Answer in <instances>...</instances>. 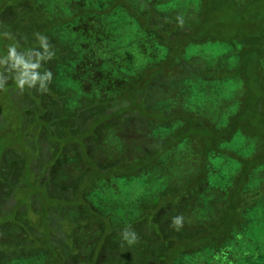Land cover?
Returning a JSON list of instances; mask_svg holds the SVG:
<instances>
[{
    "label": "trees",
    "instance_id": "16d2710c",
    "mask_svg": "<svg viewBox=\"0 0 264 264\" xmlns=\"http://www.w3.org/2000/svg\"><path fill=\"white\" fill-rule=\"evenodd\" d=\"M167 1H144L140 12L137 8L133 9L127 0H115L113 6L123 7L131 14L141 39L162 48L165 56L160 63L148 65L139 77L128 79L126 85L111 94L88 98L91 101L87 103L84 116L81 117L77 110L83 107L87 98L79 99L76 107H67L65 122L59 126L56 119L47 114L48 106L43 98L37 96L38 90L24 89L26 98L30 100L25 107L18 100L19 95L11 96L13 93L18 94L11 79L6 85L9 93L6 88L0 89V158L11 151L12 162L18 163L23 169L22 175L14 180L15 185L9 197L0 204V216L11 217L10 223L16 230H21L24 225L41 232L31 237V244L43 252L45 264H101L103 251L109 248H106L108 239L118 231L127 229V226H113L107 217L98 216L85 199V193L96 181L138 178L156 171L164 157L172 154L182 141L191 142L198 154L195 160L196 174L182 186L169 185L150 207L143 210L136 223H147L149 234H145L144 229L140 232L147 235L144 238L150 249L145 258L132 259L131 264H176L182 255L206 248H221L233 240V232L240 225L238 216L244 207L243 188L253 171L264 165V0H198L200 8L197 13L190 11L189 16L187 14L180 18L174 10L156 12L155 7ZM37 11L33 0H0V33L9 32V27L35 18ZM135 11L141 15L136 16ZM8 13H11L10 17ZM92 13L101 14L97 11ZM86 14H90V10H78L56 21V25L43 18L37 33L41 31L44 35L48 29L73 24ZM181 19L183 23L178 22ZM29 34L31 42H21V50L37 47L35 36L32 32ZM2 38L0 36V42ZM9 42L4 39L2 47ZM206 42L240 45L238 66L229 74L216 68L214 73L208 68L202 72L212 77L218 74L219 79H222L221 76L236 77L242 85L243 96L238 112L229 119L227 125L219 128L202 125L199 116L185 105V94L179 95L176 102H169L170 97L182 94V87L176 91V88H172L175 94L171 93L172 90L163 97L156 92L153 96L156 100L165 99L160 105H153L150 95L152 89L166 90L167 85L171 84L182 86L178 80L187 75L188 70L199 73L202 68L197 65L193 69L196 64L194 59L186 61L183 54L189 45ZM50 48L54 56V46L50 45ZM66 49L65 52L57 49L59 57L51 59L53 68L64 65L67 61L64 59L73 55ZM53 68L51 71L54 76ZM39 92L43 95L53 93L61 100L70 93H61L52 87ZM136 116L142 120L145 130L138 129L139 139L135 138L134 133L131 139L132 128H125L124 123L132 122ZM160 130H164L163 133L158 132ZM236 132L259 138L257 151L250 157L238 158L239 172L224 196L216 202L215 207L219 210L214 220L211 218L208 223L195 218L194 227H189L193 230L190 233L185 232L183 220L177 230L172 225L177 211L182 208L183 214L185 210L191 216L194 213L192 210L195 205L192 208H189L191 205L179 207L183 196L187 203L192 204L195 201L198 203L202 196L207 197L206 201L211 198L210 202H215L211 196L217 194L216 191L209 192L204 187L207 184V155L219 152L218 144L230 141ZM107 136L115 137V147H103L102 141ZM69 153L75 154L81 165L71 198L65 192L70 188L58 180L63 167L69 162L66 158ZM27 208L35 213L29 220L25 216V223L18 222ZM71 209L75 210L76 217L66 214ZM84 213L93 219L98 236L80 246L76 237L78 230L83 227L80 217ZM191 219L187 217L188 222ZM25 246H29L28 249L31 247L30 244Z\"/></svg>",
    "mask_w": 264,
    "mask_h": 264
},
{
    "label": "rangeland",
    "instance_id": "374dc122",
    "mask_svg": "<svg viewBox=\"0 0 264 264\" xmlns=\"http://www.w3.org/2000/svg\"><path fill=\"white\" fill-rule=\"evenodd\" d=\"M33 1L38 10L34 15L35 18H29L25 23L22 20L23 22L19 25L11 26L8 29L15 36L18 35L16 39L19 44L31 42L29 33L32 32L33 35L37 33L43 18L48 19V23L55 24L56 21L72 15L78 10H90V14L78 18L73 24H63L50 30L45 27L48 32L44 35L48 37L49 45L54 46L56 51L51 59H57L58 51L65 52V47L73 54L64 59L68 61L64 65L53 68L51 59L44 65L47 69L53 68L55 71L49 88L52 87L53 90L61 93L70 91L66 98H63L67 99L66 102L61 98L58 99L53 93L43 95L39 91L37 92V96L43 98V102L48 106L47 114L51 118H55V122L59 126L65 122L64 115H67L65 113L67 107H76L80 102L79 99L87 98L86 103H81L83 107L77 110V113L79 112L82 117L84 116L83 112L88 108L87 103L91 101L88 98L111 94L126 85L129 82L128 79L139 77L148 65L158 64L164 59V50L156 45H151L144 38L141 39L133 17L123 7L113 6L115 0ZM144 1L153 0H143L142 3L140 0H127L132 4L133 9L137 8L140 12L143 10ZM199 8L198 0H168L155 7V10L158 13L174 10L177 17L180 18L187 14L189 16L190 11L197 13ZM92 11L101 14H94ZM137 12L135 11V13ZM8 14L10 17L11 13ZM139 15L141 14H136V16ZM156 15L159 16V14ZM24 24H26V28ZM24 28L27 29V34L24 32ZM39 34H42L41 31ZM2 42H0V50L4 49ZM57 49L59 50L57 51ZM239 49V44L228 45L225 42L189 45L185 49L183 59L186 61L194 59L196 64L193 69L199 65L202 68L199 71L201 74L188 70L187 75L179 76L178 81L182 86L171 84L167 85L166 90L152 89L150 95L153 105H160L165 101V99L156 100L153 97L156 92L163 97L167 92L172 91V88H176V91L182 87V94H175L174 90L171 92L176 96L170 97L169 102L177 101L179 95L181 97L185 94V105L199 116L202 125H212L217 128L227 125L229 119L235 116L239 110L240 98L243 96L242 85L236 77L221 76L222 79H219L217 78L218 74L216 77H212L202 72L207 71V68L213 72L216 68L217 71L229 74V71L238 66ZM5 88L9 93L8 88ZM17 92L18 94L13 93L11 96L19 95L18 100L26 107L30 100L26 98L25 91L17 90ZM1 98L2 95H0ZM142 124V120L138 116L132 122L124 123L125 128H132L130 130L132 131L131 139L134 138V135L139 139L138 129L145 130ZM149 128L152 129V127ZM163 131L158 132L163 133ZM116 143L115 137L110 136L102 141L103 147L108 149L115 147ZM258 144L259 138L236 132L230 141L218 144L219 152L207 155L205 163L207 184L204 187L209 192L216 191L217 194L211 196L215 202H210L211 198L206 201V196H202L198 203L195 201V204L187 203L185 196L181 198L179 203L182 204L178 205L179 207L191 205L189 208H192L195 205L192 210L194 211L193 216L186 213V210L183 214L182 208L177 211L178 216H182L185 221L186 233L193 231L189 227L192 225L194 227L195 218L203 222H208L211 218L214 220L219 210L215 207L216 202L222 198V195L224 196L227 187L231 186L233 178L239 172L238 158L252 156L257 151ZM10 154L12 155L11 151L0 158V204L9 197L11 188L15 185L14 180L23 173V169L18 163L12 162L13 158ZM94 155L96 154L94 153ZM66 156L69 162L63 167L58 180L70 188L65 192L71 198L73 185L76 184L79 174L78 167L81 165L75 154L69 153ZM197 157L198 154L193 149L191 142L182 141L172 154L164 157L156 171L138 178L96 181L89 188V191L85 193V199L89 202L92 210L98 216L107 217L113 226H127V229L134 231L137 236L136 243L128 245L121 237L124 230L113 234L107 241L106 248H109L103 251L104 258H102L101 264H131L132 259L133 261L140 260L148 255L150 245L144 238L147 235H142L140 232L144 229V233L149 234L146 230L147 223H136V220L142 215L144 209L153 204L165 188L172 184L182 186L196 174L195 160ZM243 190L244 207L240 210L238 217L241 221L239 227L233 232V240L218 249L206 248L196 253L182 255L176 264H264V165H260L253 171ZM25 211L26 213L20 215V219L17 217L18 222L25 223V216L26 220H29L35 213L31 208H27ZM66 214L72 218L76 217L74 209L66 211ZM187 217H192L191 222H188ZM10 218L0 216V254L2 256L0 264H45L43 252L31 244V237L39 235L41 232L38 229L26 228L24 225L20 228L21 230H16V227L10 223ZM80 219L83 227L78 230L76 239L79 245L88 244L98 236L97 227H93V219L88 218L86 213ZM26 244L31 245L30 249H28L29 246L24 247Z\"/></svg>",
    "mask_w": 264,
    "mask_h": 264
},
{
    "label": "clouds",
    "instance_id": "9594fccd",
    "mask_svg": "<svg viewBox=\"0 0 264 264\" xmlns=\"http://www.w3.org/2000/svg\"><path fill=\"white\" fill-rule=\"evenodd\" d=\"M183 23L182 19L178 21ZM4 39L11 41L0 50V89H4L11 79L15 88L23 91L25 88H36L38 91H47L53 79L51 70L44 67L53 52L48 37L39 33L34 34L37 47H28L21 50L19 42L13 33L5 31L0 33ZM183 217L175 216L172 225L179 230ZM122 239L128 244L136 243L137 236L134 231L125 229L121 233Z\"/></svg>",
    "mask_w": 264,
    "mask_h": 264
}]
</instances>
